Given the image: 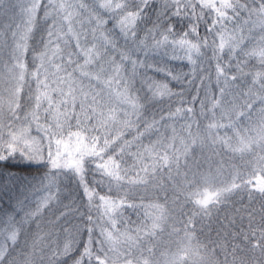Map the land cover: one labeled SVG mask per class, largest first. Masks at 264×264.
<instances>
[{
  "label": "snow or ice",
  "instance_id": "1",
  "mask_svg": "<svg viewBox=\"0 0 264 264\" xmlns=\"http://www.w3.org/2000/svg\"><path fill=\"white\" fill-rule=\"evenodd\" d=\"M17 156L44 171L0 165V264H264V0H0Z\"/></svg>",
  "mask_w": 264,
  "mask_h": 264
},
{
  "label": "trees",
  "instance_id": "2",
  "mask_svg": "<svg viewBox=\"0 0 264 264\" xmlns=\"http://www.w3.org/2000/svg\"><path fill=\"white\" fill-rule=\"evenodd\" d=\"M181 68H183L184 71L187 70L185 67H181V66H180L179 70H180ZM169 84H170V87H172L173 89H176L177 84H176L175 81H169ZM197 107H198V103H197ZM197 119H200V117H197ZM180 123H181L180 121H177V122H176V127H177L178 129H179ZM205 123H207V121H205ZM226 131H228L226 128L221 129V130H220V135L223 136V135L225 134ZM168 134L170 135L171 133L169 132ZM228 135H231V132H230V131H228ZM145 142H147V141H145ZM195 155H196L197 159H200V154H199L198 152L195 153ZM234 162L237 163V164L240 163L239 160H236V161H234ZM0 165H1V164H0ZM34 169H35V170H34ZM43 171H44L43 166H41V167H39V168H37V167H33L32 169H30L29 166H23V167H20V171H19L20 173H19V174H21L23 177H28V176H29V178H30V177L34 176L35 174H39V175L42 174ZM159 179L163 180L164 182H167V176H166V175L159 177ZM67 188L70 189L71 194L73 195V198H75V201L79 203V202L81 201V198H82V196H83V193H82V191L76 186L75 182H74V181H71V180L68 181V182H67ZM193 190H195V189H193ZM209 190L212 191L213 189H209ZM202 191H203V190L201 189V192H202ZM170 194H171V193H170ZM194 199H195V198H193V200H190V201L185 202L184 211H185L186 213H188L189 210L193 208V202H194ZM146 202H147V201H146ZM161 202H163V201H161ZM233 203H235V200L233 201ZM243 203H244V204H247V203H248L246 197L243 199ZM66 204H69V203L66 202ZM75 207H76V205H75ZM235 207H236V208H239V207H240V204H239V203H235ZM81 210H83V209H81ZM232 210H233V209H232V205H231V204H230L227 208H225L223 205H221V206H220V212H219V215L216 217V220H217V221L222 220V219L225 217V215L230 214V213L232 212ZM59 211H65V210H59ZM128 214L132 217V220H133V221H135V220L137 219L136 215H134V214H130V212H129ZM48 218H51V217H48ZM71 218H72L71 216L68 217V219H71ZM134 218H135V219H134ZM237 222H238V221H237ZM244 223H245V226H246L247 221L245 220ZM211 226H212V229H213V234H215V230H216V228H217V223H216V222H211ZM176 227L179 228L180 225L177 224ZM34 228H35V225H30V226H29V231L34 230ZM168 231H171V228H168V229L166 230L165 234L162 236V239H163L165 242H168V240H169V237H168V235H167V232H168ZM197 235H200V234L198 233ZM174 240H175V238H173V243H172V248H173V249H174V247H175ZM161 250H163V247L161 248ZM66 262H67V258H66V260H65V264H66Z\"/></svg>",
  "mask_w": 264,
  "mask_h": 264
},
{
  "label": "rangeland",
  "instance_id": "3",
  "mask_svg": "<svg viewBox=\"0 0 264 264\" xmlns=\"http://www.w3.org/2000/svg\"><path fill=\"white\" fill-rule=\"evenodd\" d=\"M84 2H90V0H84ZM186 62H179L177 61L175 63V67L177 70H179L180 66L181 67H185L187 69V67L185 66ZM187 71V70H186ZM159 75V74H158ZM157 79H162V77L160 76H157ZM35 134V133H34ZM153 139H155V137H153ZM135 150V149H133ZM0 164L1 165H7L12 171L14 172H17V173H20V167H23V166H29L30 169H32L33 167H41L42 165H38V164H35L33 162H30V161H27V160H24V159H21L19 156L15 157V158H10L9 160L7 161H0ZM35 170V169H34ZM43 174V173H42ZM40 174V175H42ZM22 176V175H21ZM39 174H35L34 176L32 177H38ZM29 177V176H28ZM30 177V178H32ZM21 183H23V181H21ZM64 187L67 189V191L63 192L60 196V199H61V202L62 204H66V202H68L69 204L71 203V201L75 200V198H73V195L71 194V191L69 188H67V183L64 184ZM17 194L19 195V191L17 192ZM42 194V193H41ZM3 206H6V205H0V207H3ZM71 207L74 209L75 208V204H72ZM59 210H65L62 206L59 208ZM130 214H133V213H130ZM135 215V214H134ZM45 216L46 218H48V215L47 213H45ZM132 219V217H131ZM135 219V218H134Z\"/></svg>",
  "mask_w": 264,
  "mask_h": 264
}]
</instances>
